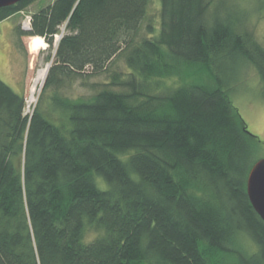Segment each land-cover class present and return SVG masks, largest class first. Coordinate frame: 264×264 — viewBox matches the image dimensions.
<instances>
[{
  "label": "trees",
  "instance_id": "16d2710c",
  "mask_svg": "<svg viewBox=\"0 0 264 264\" xmlns=\"http://www.w3.org/2000/svg\"><path fill=\"white\" fill-rule=\"evenodd\" d=\"M158 3L157 26L150 0H53L15 28L54 53L31 113L0 80V264H264L262 142L230 97L250 67L264 99V46L229 0Z\"/></svg>",
  "mask_w": 264,
  "mask_h": 264
},
{
  "label": "rangeland",
  "instance_id": "374dc122",
  "mask_svg": "<svg viewBox=\"0 0 264 264\" xmlns=\"http://www.w3.org/2000/svg\"><path fill=\"white\" fill-rule=\"evenodd\" d=\"M52 1L53 0H39L10 20L0 23V51L2 48V50L7 53L8 63L6 67L9 70L7 73L3 61L4 59L2 58V60L0 58V80L21 95V90L13 88L4 75H10V73L14 74L15 67L21 66L23 61L25 66V78L27 80V85L25 86L23 94L26 113H30L37 103V98L44 79L36 83L34 81L37 75L49 65V63L46 62V58L49 54L53 55L54 51L50 52L46 45H42L43 50H40L37 54L31 55L28 50L29 38H23L20 43L21 45H17L15 28L20 26V29L23 31V24H26L31 13L49 5ZM261 2H263V4ZM229 3L236 5L245 13V25L247 29L251 31L255 39L264 46V0H229ZM158 10V0H150L147 17L142 25L144 26L147 21H150L153 25L157 26ZM60 32L61 34L64 32L63 27L60 29ZM57 37L59 38V34ZM19 45L22 46V49ZM53 46H56V38H54ZM14 47L21 53V59L14 57V52L11 50V48L14 49ZM103 81L104 76L91 78L86 85L82 84L81 81H76L73 85L64 89L63 93L72 99L88 97L92 94V91L88 87L92 83H101ZM234 82L235 83L231 85L233 86V92L230 96L232 105L238 110L240 116L244 120L248 132L256 136L262 142L260 150V156L262 157L264 156V99L261 95V84L256 72L250 67H247L243 72H238ZM32 86H34V91L31 93L30 89ZM96 180L97 185L101 188L100 182L103 181L100 180V178Z\"/></svg>",
  "mask_w": 264,
  "mask_h": 264
},
{
  "label": "water",
  "instance_id": "95a60500",
  "mask_svg": "<svg viewBox=\"0 0 264 264\" xmlns=\"http://www.w3.org/2000/svg\"><path fill=\"white\" fill-rule=\"evenodd\" d=\"M19 1L21 0H0V9L12 6ZM48 68L49 65L46 67V74ZM246 193L252 208L264 223V157L251 168L246 181Z\"/></svg>",
  "mask_w": 264,
  "mask_h": 264
},
{
  "label": "crops",
  "instance_id": "0c3cea01",
  "mask_svg": "<svg viewBox=\"0 0 264 264\" xmlns=\"http://www.w3.org/2000/svg\"><path fill=\"white\" fill-rule=\"evenodd\" d=\"M15 16L16 15L12 16L11 18H13ZM11 18L4 20L3 22L8 21ZM23 38H27V37H23ZM23 38H21V40H23ZM20 48L22 49V46ZM11 50L14 52L13 53L14 57L21 59V53H19V51L16 49V47H14V49L11 48ZM0 58L4 59V60L3 59L2 60L4 61L5 67H6V65L8 63V60H7L8 56H7V53L2 50V48L0 51ZM9 58H10V55H9ZM8 71L9 70L6 67V72L8 73ZM4 76L8 80V82L13 86V88H18L19 90H21V95L24 94V89H25V86L27 85V80L25 78V66H24L23 61H22L21 66H19L17 68L15 67L14 74L10 73V75H4Z\"/></svg>",
  "mask_w": 264,
  "mask_h": 264
},
{
  "label": "bare ground",
  "instance_id": "6f19581e",
  "mask_svg": "<svg viewBox=\"0 0 264 264\" xmlns=\"http://www.w3.org/2000/svg\"><path fill=\"white\" fill-rule=\"evenodd\" d=\"M58 38V37H57ZM40 71V70H39ZM38 72V71H37ZM37 74V73H36ZM45 74H46V69H43L38 75H37V77H36V79H35V83L36 82H38V81H41V80H43L44 79V77H45ZM34 91V86H32L31 87V89H30V92L32 93Z\"/></svg>",
  "mask_w": 264,
  "mask_h": 264
},
{
  "label": "built area",
  "instance_id": "2783aa9c",
  "mask_svg": "<svg viewBox=\"0 0 264 264\" xmlns=\"http://www.w3.org/2000/svg\"><path fill=\"white\" fill-rule=\"evenodd\" d=\"M29 25H30V18H28L26 24H23V29L24 30H28L29 29ZM57 38V36H56ZM27 107V106H26ZM29 111V110H28ZM31 113V112H30Z\"/></svg>",
  "mask_w": 264,
  "mask_h": 264
}]
</instances>
